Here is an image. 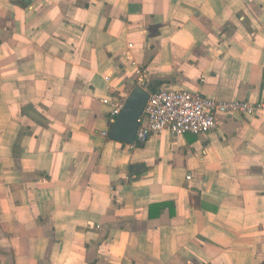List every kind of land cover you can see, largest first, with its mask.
Returning a JSON list of instances; mask_svg holds the SVG:
<instances>
[{
    "label": "crops",
    "instance_id": "1",
    "mask_svg": "<svg viewBox=\"0 0 264 264\" xmlns=\"http://www.w3.org/2000/svg\"><path fill=\"white\" fill-rule=\"evenodd\" d=\"M132 63L264 100V0H0V264H264V109L114 140Z\"/></svg>",
    "mask_w": 264,
    "mask_h": 264
},
{
    "label": "built area",
    "instance_id": "2",
    "mask_svg": "<svg viewBox=\"0 0 264 264\" xmlns=\"http://www.w3.org/2000/svg\"><path fill=\"white\" fill-rule=\"evenodd\" d=\"M132 64L135 85L145 88L147 69L136 63ZM124 101L116 98L113 101L103 99L104 103H110L112 106L111 122L118 115ZM259 109H264V100L258 102L248 99L217 100L187 90L149 89L148 99L138 119L139 126L134 144L141 145L150 137L164 131H168L174 137L184 133L204 134L217 126L222 115L252 116Z\"/></svg>",
    "mask_w": 264,
    "mask_h": 264
},
{
    "label": "water",
    "instance_id": "3",
    "mask_svg": "<svg viewBox=\"0 0 264 264\" xmlns=\"http://www.w3.org/2000/svg\"><path fill=\"white\" fill-rule=\"evenodd\" d=\"M149 89L135 85L127 95L118 115L112 122L109 137L127 144H134L136 132L148 99Z\"/></svg>",
    "mask_w": 264,
    "mask_h": 264
},
{
    "label": "trees",
    "instance_id": "4",
    "mask_svg": "<svg viewBox=\"0 0 264 264\" xmlns=\"http://www.w3.org/2000/svg\"><path fill=\"white\" fill-rule=\"evenodd\" d=\"M151 90H153V89H151Z\"/></svg>",
    "mask_w": 264,
    "mask_h": 264
}]
</instances>
